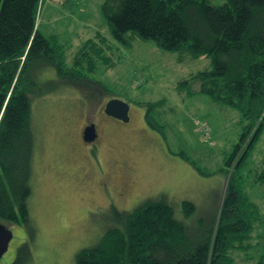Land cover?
Returning <instances> with one entry per match:
<instances>
[{"label": "trees", "instance_id": "1", "mask_svg": "<svg viewBox=\"0 0 264 264\" xmlns=\"http://www.w3.org/2000/svg\"><path fill=\"white\" fill-rule=\"evenodd\" d=\"M42 3L0 0V221L29 229L35 99L57 91L55 79L80 78L107 90L91 74L101 63L106 68L113 63L112 42L99 31L83 40L67 62L63 47L37 22ZM101 11L120 45L151 40L178 52L181 61L209 58L210 66L181 83L197 80L198 93L238 110L242 130L224 159L225 173L231 170L223 198L209 220L197 215L188 199L181 200L178 208L165 197L144 200L132 209L111 204L112 224L97 243L75 252V264H239L234 251L248 253L252 234L263 223L246 178L251 175L252 184L264 188V0H103ZM45 67L54 68L56 77L41 78ZM82 93L87 105L88 94ZM157 102L147 104L145 120L167 142L173 133L170 124L157 118ZM199 120L209 130L205 140L197 127ZM194 123L201 141L213 145L208 122L196 118ZM259 142L263 144L260 163L251 167ZM170 152L195 167L183 148ZM255 254L245 258L250 264H264V251ZM31 260L25 240L12 261L3 264H31Z\"/></svg>", "mask_w": 264, "mask_h": 264}, {"label": "rangeland", "instance_id": "2", "mask_svg": "<svg viewBox=\"0 0 264 264\" xmlns=\"http://www.w3.org/2000/svg\"><path fill=\"white\" fill-rule=\"evenodd\" d=\"M102 2L43 0L40 6V29L63 47L67 62L83 40L99 31L112 42L113 63L108 68L101 63L91 74L107 90L80 78L55 79L57 91L43 100L35 99L37 139L29 203L32 225L29 229L1 221L11 228L12 238L0 264L11 262L25 240L31 264H75V252L97 243L112 224L110 203L118 209H132L144 200L165 197L178 208L181 200L188 199L194 202L197 215L209 220L223 198L231 170L225 173L224 159L241 133L240 113L198 93L197 80L181 83L210 66L209 58L181 61L178 52L151 40H134L129 47L118 44L101 11ZM55 73L54 68L45 67L41 78L56 77ZM82 91L88 94L87 105L82 102ZM111 97L129 103V121L104 114L102 107ZM149 102H157L159 121L170 124L173 134L167 142L146 123ZM86 118L98 124V145H86L80 138ZM196 118L208 122L213 145L201 141ZM262 147L259 142L249 166L260 163ZM179 148L187 151L195 167L170 152ZM115 159H127L135 177L121 195L120 167L113 163ZM197 168L212 173L203 174ZM248 177L250 199L257 204L263 223L256 226L248 253L234 251L239 264H250L245 255L264 251V188L252 184L251 175Z\"/></svg>", "mask_w": 264, "mask_h": 264}, {"label": "water", "instance_id": "3", "mask_svg": "<svg viewBox=\"0 0 264 264\" xmlns=\"http://www.w3.org/2000/svg\"><path fill=\"white\" fill-rule=\"evenodd\" d=\"M129 109H130L129 103L117 97L109 98L104 105L105 114L117 119H121L123 121H129ZM95 136H96L95 125L94 123H91L84 128L83 140L89 142L93 140ZM11 238H12L11 228L5 226L0 221V256H2V254L7 250Z\"/></svg>", "mask_w": 264, "mask_h": 264}, {"label": "flooded vegetation", "instance_id": "4", "mask_svg": "<svg viewBox=\"0 0 264 264\" xmlns=\"http://www.w3.org/2000/svg\"><path fill=\"white\" fill-rule=\"evenodd\" d=\"M104 105H105V103H104ZM102 111L104 112V106L102 107ZM104 114H105V112H104ZM86 119L87 120L84 122V124L82 125L81 130H80V138H81L82 142H84V144H86V145H92L93 143H94L93 145H96V144L98 145L99 138H100V132H99L98 124L92 118L89 119V120H88V118H86ZM91 123H94V125H95L96 136H95V138L93 140L87 142V141L83 140V131H84V128L87 125L91 124ZM113 163L117 164L120 167L119 168V171H120V174H119V183H120L119 184V189L120 190L118 191V193L121 195V194H123V192L121 190L122 189L125 190L126 188H128L131 185V183L134 181L135 177L133 175L132 165L130 164V162L127 159H122V160L115 159V160H113ZM97 165H98V168H99L100 163L97 164ZM103 184L105 186L107 185L106 182H104ZM135 202L137 203L138 200H136ZM109 205H111V203ZM109 205H107V206H109Z\"/></svg>", "mask_w": 264, "mask_h": 264}, {"label": "built area", "instance_id": "5", "mask_svg": "<svg viewBox=\"0 0 264 264\" xmlns=\"http://www.w3.org/2000/svg\"><path fill=\"white\" fill-rule=\"evenodd\" d=\"M197 127L199 129V131L202 133V137L203 139H207L209 137V130L208 127L206 125V123L204 121H198L197 122Z\"/></svg>", "mask_w": 264, "mask_h": 264}]
</instances>
